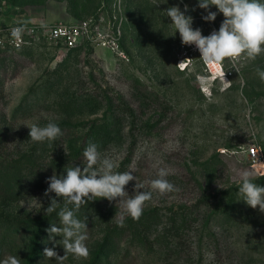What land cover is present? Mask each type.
<instances>
[{"label": "rangeland", "instance_id": "obj_1", "mask_svg": "<svg viewBox=\"0 0 264 264\" xmlns=\"http://www.w3.org/2000/svg\"><path fill=\"white\" fill-rule=\"evenodd\" d=\"M156 3L0 0V23L37 25L41 35L21 49L0 48V260L15 255L21 264L30 257V264H59L44 252L65 255L56 243L62 236L51 240L47 231L61 226L56 213L45 214L56 195H45L48 177L86 164L83 152L93 142L117 159L116 171L134 170L146 190L160 167L171 170L167 178L178 190L153 191L140 218L126 216L123 227L120 197L82 205L77 215L88 218L89 254H69L64 264H264V213L240 199L236 186L244 170L264 173V81L257 72L264 54L226 59L222 78L195 45L182 44L178 31L172 35L163 13L197 0ZM113 14L122 20L126 58L89 43L68 49L42 37L55 23L109 21ZM189 14L204 35L225 19L220 13L206 22L200 8ZM49 121L63 136L32 142L24 123ZM251 147L261 154L257 163L248 155ZM138 181L125 186L128 196ZM254 182L264 185V174Z\"/></svg>", "mask_w": 264, "mask_h": 264}, {"label": "clouds", "instance_id": "obj_2", "mask_svg": "<svg viewBox=\"0 0 264 264\" xmlns=\"http://www.w3.org/2000/svg\"><path fill=\"white\" fill-rule=\"evenodd\" d=\"M167 2L168 0H158L155 6L158 8L160 4ZM212 6H216L217 11H212ZM197 8L207 11V15L202 17L206 22L215 21L217 16L223 13L225 19L219 29L204 35L201 28L193 27L194 17L189 12ZM163 13L165 17L171 18L174 28L172 35L178 31L182 44L195 45L201 53L200 58L209 66L222 65L226 59L235 60L242 54L251 60L264 54V0H197V4L191 8L188 4H185L183 9L178 5L171 6L163 10ZM10 31L11 36L19 42L24 27H12ZM235 69L239 72L238 68ZM257 72L260 80L264 81V69L258 68ZM221 77H224V73H221ZM24 125L29 127L30 140L35 143L51 142L63 136L59 124L53 121L44 126L38 123ZM83 157L86 160L83 166L74 165L66 168L65 172L48 177L49 186L45 195L53 192L56 195L45 209V214L49 216L56 213L61 226L53 223L47 231L51 240L58 235L62 236V240L56 243L64 246L65 255H59L54 248H45L44 252L46 257L55 258L59 264H64L69 254L76 258L87 257L89 254L86 244L88 218L82 220L77 215L82 205L97 198L112 201L120 197L119 202L122 203L124 211L118 224L123 227L126 216L132 219L140 218L145 203L152 199L153 191L163 195L178 190L167 178L172 174L167 167L158 169L157 178L150 181L151 190H146L145 183L138 181L137 176L133 175L134 170L116 171L119 167L117 159L104 155L97 143L90 142L84 149ZM260 174L264 173L255 167L252 170H244L240 173L241 179L236 181V186L240 199L252 208L258 207L259 211L264 213V185L254 182V178ZM133 180L138 181L134 186L136 191L128 196L125 186ZM60 199L64 202L63 207H60ZM25 203L26 201H21V206ZM27 203L28 207H33L32 201ZM33 209L36 210L35 207ZM0 264H21V259L8 255L0 260Z\"/></svg>", "mask_w": 264, "mask_h": 264}, {"label": "built area", "instance_id": "obj_3", "mask_svg": "<svg viewBox=\"0 0 264 264\" xmlns=\"http://www.w3.org/2000/svg\"><path fill=\"white\" fill-rule=\"evenodd\" d=\"M16 26H23L24 32L19 42L12 36L10 29ZM40 27L22 23H0V48L19 49L24 46L32 45L40 41ZM122 20L113 14L109 21L104 16L76 20L72 22H60L49 26L44 30L42 37L45 42L74 49L89 43L94 46L107 48L122 58L127 55L122 49ZM248 155L252 162L260 161L261 154L256 147L248 149Z\"/></svg>", "mask_w": 264, "mask_h": 264}, {"label": "bare ground", "instance_id": "obj_4", "mask_svg": "<svg viewBox=\"0 0 264 264\" xmlns=\"http://www.w3.org/2000/svg\"><path fill=\"white\" fill-rule=\"evenodd\" d=\"M212 69L217 72V73H224L223 68L221 67V65H215V66H211Z\"/></svg>", "mask_w": 264, "mask_h": 264}, {"label": "trees", "instance_id": "obj_5", "mask_svg": "<svg viewBox=\"0 0 264 264\" xmlns=\"http://www.w3.org/2000/svg\"><path fill=\"white\" fill-rule=\"evenodd\" d=\"M24 47H26V46H24ZM24 47H22V48H24ZM19 49H21V48H19ZM38 236H39V234H38ZM37 238H38V237H37ZM31 260H32V257H30V258L28 259V261H27L26 264H30V263H31Z\"/></svg>", "mask_w": 264, "mask_h": 264}]
</instances>
